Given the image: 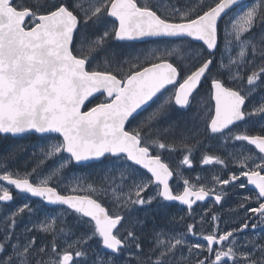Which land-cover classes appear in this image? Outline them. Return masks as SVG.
<instances>
[{
  "label": "snow or ice",
  "instance_id": "obj_1",
  "mask_svg": "<svg viewBox=\"0 0 264 264\" xmlns=\"http://www.w3.org/2000/svg\"><path fill=\"white\" fill-rule=\"evenodd\" d=\"M113 17L118 26L113 22L108 28L109 18ZM100 27L105 29L102 35L88 41L85 48L87 32L82 33L81 28ZM143 38H160L164 43L163 49L147 52L144 61L147 66L132 65L138 70L125 73L118 66L108 70L111 65L105 59V70H89L109 39L134 41ZM194 41L202 42L199 50L191 49ZM221 42L223 48H220ZM218 49L221 57L215 63ZM232 52L236 55L232 56ZM226 55L227 64L223 62ZM190 56L195 63L185 64L184 60ZM147 57L159 62H150ZM170 60H175V64ZM249 68L253 70L247 74ZM221 75L227 76L228 83L238 82L239 86H226L225 80L218 78ZM206 79L210 80L215 110L210 121L205 122L204 131L212 138L247 142L264 154V136L232 133L233 128L247 125L253 117H264V96L258 106L246 110L247 102L258 89L264 88V0L244 4L241 0H214L199 14L194 9L173 8L171 15L161 11L158 3L148 0L142 4L137 0H52L50 5L45 0H32L31 5L0 0V134L17 136L35 132L45 141L38 146L44 159L37 161L32 170L43 176L39 182L30 181L32 173L13 178V174L6 171L0 181L14 186L19 193H29L63 209L54 217L46 214L43 221L31 228L26 225L22 234L27 236L36 230L53 235L51 256L47 260L39 258L46 247H37L35 237L21 243L20 236L12 231L16 217L25 213L31 216L36 209L25 203L7 216L0 209V218L10 225L0 242V264H89L87 251L81 249L92 239L98 240L103 253L95 252L91 264H130L133 257L136 264H192L194 250H198L197 256L205 251L208 253L196 259L195 264H228L229 260L237 264L238 258L244 264H264V244L257 243L254 238L247 241L252 251L239 253V242L235 239L236 234L249 228L264 226V156L259 157L261 162L254 163L252 168L247 167V162L253 158L243 156L238 163L247 170L240 171L239 176L214 177V183L220 186L215 192L214 203L219 204L225 198L224 188L233 182L243 189L245 184L239 181L240 177H246L247 183L258 190L255 196L258 206L246 209V219L239 229L222 234L214 229L212 234L203 236L206 248L200 243L189 246L187 260L175 257L177 252L182 256L187 234L197 235L193 224L186 225V233L169 235L167 239L162 238L166 235L163 230L153 229L154 243L147 258L143 257L142 249L144 233L138 235L135 230L144 222L137 218L130 228L121 232L128 217L120 214V209L130 216L137 206L151 207L158 200L161 207H166V202L178 201L191 209L197 201L214 194V189L204 185L197 188L187 179L183 181V192L174 194L169 183L172 170L159 154L153 155L150 151L154 146L160 150L173 146L159 138L150 140L142 134L145 127L151 129L161 120L169 123L166 128L156 129L158 136L161 132H173L180 127L181 120L185 124L188 119L195 121V116L186 117L185 114L193 107L192 101ZM169 86L173 91L165 96ZM96 93L106 94V101L82 111L85 102ZM150 101L158 102L157 107L138 127L125 130L130 118ZM173 112L179 114L175 120L171 119ZM57 134L62 139H58ZM49 160L52 165L45 173L42 170ZM105 161L103 187L97 189L89 184L88 195H63L58 191L59 184L65 180L75 181L79 186L82 178L76 176L73 169L86 167L89 162ZM182 163L191 165L189 155L184 156ZM202 163L225 165L223 159L208 155L203 157ZM137 166L146 169L151 177L137 178ZM38 169L41 171L37 172ZM116 173H119L120 183H117ZM129 180L132 181L130 185ZM53 181L57 187L51 186ZM150 187H155L156 193L145 198L144 193ZM71 190L76 191L75 188ZM0 192V205L13 200L7 187L0 188ZM96 193L110 196L118 210L110 214L99 202V195L93 198ZM65 213L73 215L75 225H83L88 232L71 243L65 240V248L58 251L57 238L72 233V229L55 226L57 220L65 222ZM218 219L212 216L213 221ZM250 219H258V223L250 224ZM225 244L228 245L226 249ZM6 245L11 249L7 256ZM214 245L220 247L214 248ZM133 249L139 250L140 255H135ZM125 252L129 256L121 261Z\"/></svg>",
  "mask_w": 264,
  "mask_h": 264
},
{
  "label": "rangeland",
  "instance_id": "obj_2",
  "mask_svg": "<svg viewBox=\"0 0 264 264\" xmlns=\"http://www.w3.org/2000/svg\"><path fill=\"white\" fill-rule=\"evenodd\" d=\"M159 1L161 3H163L164 12H166L169 15L172 14L173 8L180 9L181 11H185L188 9H194L195 12L197 14H199L200 11L206 10L207 6H210L211 4L214 3V0H159ZM252 2H257V0L252 1ZM225 19H227V17H225ZM223 26H224V21L222 20L221 21V28H223ZM107 27L111 28L110 25H107ZM104 30L105 29L103 27H100L99 29H92V28L83 29L82 28L81 29L82 33L87 32V36H86L85 44H84L85 48H87V46H88L87 38L90 37V38H92V40H94L96 37L102 35V32ZM89 41H91V40H89ZM115 41H117V40L109 39L107 41L106 46H105L106 47L105 50L108 48V46L113 45ZM77 42H79V37L77 38ZM200 45H201V43L193 42L191 44V49L192 50H199ZM163 47H164V43L161 39L151 40V41H147V42H143V43H136V44H132V42H127V45H125V48L123 49L124 52L121 53V56H119V58L121 57V58H123L122 60L129 61V63H131V65H141L142 64L143 66H146L147 64L144 63V61L146 59L147 52L149 50H153V49H157V48L163 49ZM220 48H223V42H221ZM157 55H159V53H157ZM231 55L235 56L236 53L232 52ZM193 56H194V53H193ZM206 56H207V53L205 52V57ZM137 57H139V59H137ZM220 57H221V51H220V49H218L216 51V62L215 63H218L220 61ZM147 59L150 62H158V60H155L151 57H147ZM170 62H173L175 64V60H170ZM223 62L225 64L228 63L227 55L225 56ZM184 63L185 64H193V63H195V61L192 58V56H190L184 60ZM256 63L259 64L260 61L257 60ZM196 66H198V64H196ZM252 70H253L252 68H249L247 70V74H250ZM213 71L215 72V67L213 68ZM242 73H243V70H242ZM221 77L223 79H225L226 85H230L232 87L239 86L238 82L237 83H228L226 75H221ZM246 80H247V75L245 74L244 75V83L245 84H246ZM181 81H182V79H181ZM176 87H177V85H176ZM171 91H173V89L170 87L168 92H165V96H167ZM255 94L257 95V96L254 95L255 99L260 100L261 96H264V88L258 89ZM212 102L213 101L211 98L209 88L200 87L199 92L196 95V98L192 101L193 107L189 110L188 113L185 114L186 117L195 116L196 119H195V121H193L192 119H188L187 122H188V125L190 124L189 126H185L183 124L181 125L182 128L184 126L186 129H188V130L190 129L189 131L193 132V134H188V137H186L181 142L178 141L175 144L176 146L172 145L173 147L171 149L166 148V149L160 150L154 146L155 150L157 151L156 153L159 155H162L164 153V158H166V160H168V161H173L170 158L173 156L171 154V152H175V150H178V152L180 154L178 162L180 165L179 171L181 172V175H186L187 171H188V173L192 171L194 174L200 173V170H197L194 167L195 165L198 164L195 162V158L199 157V159H202L205 156L204 153H206V155H208V156L219 157L214 153V152H218L217 150H212L213 152H194V151H196L195 148H200V146L194 147L199 142V137H198L197 141H195L193 139L194 138L193 136L197 135L196 133L200 130V128L203 129V126H204L203 122L207 117V115H206L207 107L210 106ZM157 103L158 102H153L147 109H145L143 111V113H144L143 119H146L149 116V114L157 107ZM178 115L179 114L173 112L171 119H173V120L177 119ZM181 121L184 122L183 120H181ZM168 123H169L168 120H161L158 124H153V126H155V127H158V126L160 127V126H164V125L168 126ZM190 126H191V128H190ZM177 130H180L181 133H183V131H184L183 129H181V127H178ZM175 132H176V129L174 131V134H175ZM194 132H195V134H194ZM189 135H193V136H189ZM40 137L41 138L33 139L30 136L25 135V136L17 137V138H14V137H12V138H0V176H2L5 171L13 174V177H19V178H23L25 176V174L32 173L29 176L30 181L33 183L39 182V180L42 179L43 176L38 175L37 173H33L32 170L34 168H36L37 161L44 159V157L41 153L40 147H38V146L44 145L45 141L42 138V136H40ZM190 142H193V143L190 144ZM233 142H235V140ZM222 143L224 145L228 144V142H226V141H222ZM166 145H169V144H166ZM209 147L210 146H208L207 148H209ZM189 149H191V151H189ZM229 149H230L229 147H225L223 150H224V152H230ZM185 155H189V158L192 162V167H189L188 165H184L182 163ZM232 155H233V152H230L229 156H227V157L222 156L219 158L223 159L225 161V164H226V162H228V159H230L232 157ZM106 164H107V161H105L104 163L89 164L88 166L83 167L79 170L73 169V172L75 173V175L82 178L81 182L79 183V186H77V183L75 181L65 180L59 184L58 190L61 193L65 192V193H76V194L87 195V194H90L89 189H88L89 184H91L94 188H97V189L103 187L105 184L104 177L106 175V173H105ZM51 165H52V161L49 160L48 163L45 164L42 171L46 173L48 171V168L51 167ZM209 170H210L209 175H210V181L211 182H214V177L219 176L221 178L223 175H225L223 168H221L219 164L212 165ZM40 171H41L40 169L37 170V172H40ZM140 173L141 172L138 169L137 177L140 176ZM181 175H180V177H181ZM230 175L231 174H227L224 179H228L230 177ZM116 176H117V183H120V181L118 179L119 173H116ZM144 176H145V174H144ZM185 179L188 180V178L183 177L182 182H181L182 184H184L183 181ZM131 183H132V181L129 180L128 185H130ZM51 186L57 187L56 182L53 181ZM2 187H7L9 189V185L6 184L5 181H0V188H2ZM73 188H75L76 191H72L71 189H73ZM124 190H125V192L128 190L127 185L125 186ZM145 193L147 194L146 195V198H147L149 196L155 195L156 191L154 188L150 187ZM0 194H2V192H0ZM98 195H99V193L93 194V197L97 198ZM99 201H101L105 206L107 204H109V207H113V209H112L113 212H116L118 210L117 206L114 205V202L112 201L110 196L99 195ZM25 203H29L34 209H36V211L31 216H29L27 213H25V214H23L22 217H16V224H15L14 228L12 229V231L20 236V240H22L21 243H23V241L25 239H31L32 237H35L36 242H37L38 241L37 237H41L42 235L45 234V232L33 230V231H30L27 234V236H24V235L21 236L23 234L25 226L27 225L29 228H31L33 224L39 223L40 221H43L45 219L46 214L50 217H54L55 215L61 213L63 210H55V211L50 210L49 207L45 206V204L40 203L39 201H37V202L32 201V204H31L28 199H26L25 197L20 196V195H16L15 197H13V200L11 202L0 205V209H2L3 214L5 216H7L12 211H15L18 208L22 207ZM210 207L212 208L213 206L210 205ZM157 208L159 209V211ZM214 209H216L217 212L214 213V211H213L212 213L209 214L210 222H212L213 227H216L217 225H219L221 218H228V220L225 223L226 226H222V229L225 230L227 228H230L231 226H229V225L227 226V223L234 222V220L237 218V213H238L237 203L233 202V201H228L227 203L224 204L223 208H214ZM119 211H120V214L128 217V220L126 221L124 227L121 228V232H124L126 228H130L131 224L137 218L144 222L142 227L137 226L135 229L138 235L141 233H144L143 240H145V241H144V243H142L143 257L144 258H147L150 249L153 247V243H154L153 236H152L153 229H155L156 231L163 230L166 233V235L164 237H162L164 239H167L169 235H175V234L179 233L175 230V228H177V226H180L179 221H176V219L173 217L168 222L157 223L155 213H162V215H164L165 213L170 211L169 206L161 207L159 201L154 202L151 205V207L137 206L135 209H133L131 211L130 216H129L128 212L124 209H120ZM64 215L66 217L65 221H67V218H68V216H66L67 213H65ZM213 215L218 216L219 219L216 221H213L212 220ZM58 222H59V220H57V223ZM0 226H1L0 227V242H2L5 231L10 225L5 224L3 219L0 218ZM214 229L215 228L211 229V234L213 233ZM185 231H187L186 230V224H185ZM85 232H88V229L86 227H84L83 225H81V234L85 233ZM187 236L190 237L192 235L187 234ZM64 238H67V237H64ZM235 239L239 242V253L246 252V251H244L245 249L248 252L252 251L251 246L247 242L245 243L246 238L244 236H242V234L237 235L235 237ZM60 240H62V239L59 237V241ZM259 240H260V238L256 237L257 243L259 242ZM259 243L262 244V242H259ZM81 250L87 251L88 258H90V264H91V260L94 258L95 252L103 253V249H102L101 245L98 243L97 239H92V240L88 241L86 247L82 248ZM132 251L135 255H137V256L140 255L139 250L133 249ZM196 252L197 251L194 250L193 254L191 255V261H196V259H198L199 256H197L195 254ZM239 253H238V257H239ZM45 255H46V257L44 258V260H47L51 256V253H50V255H47V254H45ZM256 255L258 257L259 253L257 252ZM128 256H129V253L125 252L120 257V260L123 261L125 259V257H128ZM188 257H189V252H188V248H186V245H185V247L183 249L182 256H181L180 252H177L175 259L180 260L183 258V259L187 260ZM130 264H136L135 257H133L130 260ZM228 264H233V262L231 260H229ZM237 264H244V261L242 259L238 258Z\"/></svg>",
  "mask_w": 264,
  "mask_h": 264
},
{
  "label": "flooded vegetation",
  "instance_id": "obj_3",
  "mask_svg": "<svg viewBox=\"0 0 264 264\" xmlns=\"http://www.w3.org/2000/svg\"><path fill=\"white\" fill-rule=\"evenodd\" d=\"M252 1H255V0H246L241 4H244L246 2L251 3ZM16 2L17 3H23L25 5H31L32 0H16ZM45 2L50 5L52 3V0H45ZM137 2H138V4H142V3H144V0H137ZM148 2L153 3V4L158 3L160 8H161V11L163 10V3H161L159 0H148ZM113 22H115L116 26H118V22L114 18H109L108 25H110V27H112ZM87 40L88 41L92 40V38L89 37V38H87ZM226 86L232 87L230 85H226ZM235 87H238V86H235ZM209 91L211 94L210 87H209ZM255 96H257V95L255 94ZM211 98H212V94H211ZM260 102L261 101L256 100L254 95H253L252 99L247 102V109L246 110L251 111L252 107L254 105L258 106ZM212 103L210 106L207 107V112H206L207 117L203 122L204 126H205L206 121H210V116L213 115V113H214V105ZM96 104H98V103H96ZM204 126H203V129L200 128V130L198 131L199 142L196 144V146H194V147L200 146V148H195L196 151H194V152H213L212 150H217L218 152H214V153L219 157H222V156L227 157L230 155V152H233V155L230 159H228V162H226L225 165H220V167L223 168V170L225 172V175H223L221 177V179H224L227 174H231V175L236 174L239 176L240 171L247 170L245 168H242L240 166V164L238 163V161L243 156H251L253 158L252 160H249L247 162L248 168H252L254 163L258 164L261 162L259 157L264 156V154L259 153V150L256 149L255 146L250 145L247 142H240V141L233 142L234 140L231 138L226 140V142H228V144L224 145L222 143V141H224V140H222V138L210 137L204 131ZM232 133L233 134L246 133L247 135H250V136H257V135L264 136V117H253L252 120H250L247 123V125L240 124L238 127L233 128ZM173 146H176V145L174 144ZM208 146H210V147L207 148ZM225 147H229L230 152H224L223 149ZM156 154H157L156 152L153 153V155H156ZM171 154L174 156V157L173 156L170 157L171 160H173V161L166 160V158H164V153L160 156H161L162 161L165 162L166 164H168L170 170H172V172H173V176H172V179L170 181V186H171L174 194H179V193L183 192V189L185 186L184 184L181 183L183 177L188 178L191 185H195L197 188L201 185H204L208 189H214L213 195H215V192L220 190V186L218 184H215L214 182L210 181V175H209L210 170L209 169L215 163L210 164V165H205L202 163L203 158L199 159V157H197V158H195V162L198 164L195 165L194 167L197 170H200V173L194 174L192 171L189 173L187 171L186 175H181V172L179 171L180 165L178 162L180 154H179L178 150H175V152H171ZM204 154L206 155V153H204ZM97 163H99V162H97ZM188 166L192 167V163H191V165H188ZM140 172H141L140 176H142V175L144 176L145 173L142 171H140ZM180 175H181V177H180ZM239 182L244 183L245 187L243 189L239 188L237 182H233L231 185L225 186L224 191L226 192V196L224 199H222V201L219 204L214 203L215 198H213V197H210V198L206 199L205 201H197L192 206L191 209H189L186 206H183L179 203L166 202L167 206L170 207V211H168L171 214L170 219L173 217L176 219V221H179L180 226H177V228H175V230L177 232L186 233L185 224L186 225L193 224L195 226V231H196L197 235H192L190 237H188V236L186 237V248H188L189 246L195 245L196 243H200V244L204 245L206 248L207 245H206V241L203 239V236L211 234L212 228H215L217 230V234H222L223 232L231 231L233 229H239V227L243 223L244 219H246V215H245L246 209L258 206V203L255 200V196H256V193L258 190L255 189V187L250 186L247 183L246 177H240ZM152 188H154L156 191L155 187H152ZM9 191L11 192L13 197H15L16 195L23 196L26 199H28L31 204H32V201L33 202L39 201L40 203L44 204V202L42 200L34 199L30 196L22 195L18 192H15L13 187L10 185H9ZM63 194H66V193L64 192ZM146 195L147 194L144 193L145 198H146ZM245 197H247L249 199L245 200L244 199ZM228 201H233V202L237 203V205H238L237 218L234 220V222L227 223V226L229 225L231 227L227 228L225 230L222 229V226H226L225 223L228 220V218H221L219 225H217L216 227H213L212 222H210L209 214L212 213L213 211H214V213H216L217 210L214 208H223L224 204L227 203ZM242 204H243V207L241 206ZM210 205H212L213 207L211 208ZM105 207L107 209H109L110 214L115 213L112 210L113 207H109V204H107ZM50 210L55 211V210H63V209L61 207H52V208H50ZM158 211H159V209H158ZM155 215H156L157 223L163 222L161 219L163 217L162 213H155ZM66 216H68L67 221H65L64 223H61L60 221L58 223L56 222L55 226L57 229H60L61 227L72 229V233L69 234L67 236V238H64L65 236L60 235L59 237L62 239L60 241H59V237L57 238L56 242L59 245V247L57 249L58 251H62L65 248V240L67 241V243H71L72 241H75L78 237L81 236V225H79V226L75 225V223H74L75 217L73 215L67 213ZM202 217H203V222H201ZM168 221H166V222H168ZM249 223L250 224L251 223H258V219H250ZM201 233H202V235H201ZM47 234H49L51 236L48 243L37 244V247H46L45 253H43V255L40 257L42 259H44L46 257L45 254L50 255V253H51V242L53 240V235L51 233H47ZM239 234H242V236H244L246 238V241H245V243H246L248 240H252L254 238L256 239V237L260 238L261 236H264V226H260L254 230L249 228L242 233L236 234V236ZM259 242H262V244H264V239H260ZM227 246H228L227 244L224 245L225 248H227ZM219 247H220L219 245H214V248H219ZM196 251L198 252V250H196ZM244 251L248 252L246 249ZM207 255H208V253L205 251L203 253V255L199 256L198 258L202 259L204 256H207ZM195 262L196 261H192V264H195Z\"/></svg>",
  "mask_w": 264,
  "mask_h": 264
},
{
  "label": "trees",
  "instance_id": "obj_4",
  "mask_svg": "<svg viewBox=\"0 0 264 264\" xmlns=\"http://www.w3.org/2000/svg\"><path fill=\"white\" fill-rule=\"evenodd\" d=\"M132 44H136V42H132ZM125 45H127V42H117L115 41L113 45H110L108 46V48L105 50V51H102L100 52V54L97 56L96 60L93 61L92 65L90 66V69L89 70H100V71H103L105 70V64H104V60L107 59L109 64L111 65V68H109L108 70H112V69H115L117 68V66L125 73L131 71V70H138V69H133L132 68V65L131 63H129V61L127 60H122L123 58H119V56H121V53L124 52V48H125ZM112 53H115V55L113 56ZM119 59V60H118ZM122 62V63H121ZM218 78H221L223 79L221 76L218 77ZM225 80V79H223ZM226 83V81H225ZM201 87H206V88H209L210 87V80H204L203 83L201 84ZM103 101H106V98L104 95H99L97 97H95L94 99H92L87 105H86V108H89L91 107L92 105L96 104V103H99V102H103ZM143 111L137 115L134 116V118H132L127 126H126V129L128 131L132 130L133 128H136L140 125L141 121H144L145 119H143ZM185 125V126H189L188 125V122L185 124V122H182L180 121V127L181 129H183V135H181V132L180 130H177L176 129V132L174 134V131L173 132H169V133H163L161 132L158 136L157 132H156V129H163V128H166L167 126L164 125V126H158V127H155L152 125L151 129L145 127L144 130H143V133L144 135L148 136V138L150 140H154V139H157L159 138L161 140V142H164L166 144H169V145H174L176 144L178 141H182L184 140L186 137H188V134H193V132H190L188 129H186L184 126L182 128L181 125ZM191 128V126H190ZM194 129V128H193ZM196 131V130H195ZM195 134V132H194ZM25 136V135H23ZM27 136H30L31 138L33 139H37V138H41L40 136L36 135V134H27ZM189 136H193V135H189ZM22 137V136H21ZM154 137V138H153ZM156 137V138H155ZM194 140L197 141L198 139V135L196 136H193ZM0 138H12L11 136L9 135H6V136H2L0 135ZM58 139H61L59 136H57ZM169 142V143H168ZM193 143V142H190V144ZM151 152L152 153H155L157 152L155 150L154 147L150 148ZM94 164V163H92ZM82 167H77L75 169H81ZM139 169V168H138ZM142 172L145 173V176L146 177H149L150 178V175L143 171V170H140ZM155 213V212H154ZM170 217H171V214L168 212V213H165L163 215V217L161 218L163 222H166L168 220H170ZM1 227V226H0ZM23 236V235H21ZM51 236L47 233H45L44 235H42L41 237H37L38 241H37V244H42V243H48V241L50 240ZM22 241V240H21ZM145 240H142V243H144ZM16 240L15 238L13 239V243H15ZM6 248H8V246L6 245ZM11 249L8 248V251L5 252V256L8 255V253H10ZM89 260V264H90V258H88Z\"/></svg>",
  "mask_w": 264,
  "mask_h": 264
},
{
  "label": "water",
  "instance_id": "obj_5",
  "mask_svg": "<svg viewBox=\"0 0 264 264\" xmlns=\"http://www.w3.org/2000/svg\"><path fill=\"white\" fill-rule=\"evenodd\" d=\"M244 1H246V0H241V3H243ZM114 18V17H113ZM115 19V18H114ZM116 20V19H115ZM118 22V21H117ZM153 39H160V38H143V39H140V40H134V41H119V42H145V41H149V40H153ZM194 42H196V41H194ZM198 43H202V42H198ZM159 62V61H158ZM147 66V65H146ZM119 78V77H118ZM204 81V80H203ZM203 81H202V83H203ZM182 82V81H181ZM201 83V84H202ZM171 86H169V88H170ZM177 87H178V84H177ZM100 94L99 93H96V94H93V97H90L89 98V100L88 101H86L85 102V105L82 107V111H87V110H89L91 107H94L95 105H93V106H91V107H89V108H86V105L92 100V99H94L95 97H97V96H99ZM159 95V94H158ZM104 96H105V98H106V94H104ZM154 101H155V98H154ZM212 101H213V105H214V110H215V100H214V98H212ZM153 102H149V104H147V105H144V106H142V108L141 109H139V110H137V113H135L134 114V116L135 115H137V114H139V113H141L142 111H144L145 109H147L151 104H152ZM213 115H214V113H213ZM132 118H130V120H131ZM129 120V121H130ZM128 124V123H127ZM127 124H126V126H127ZM125 130H127V129H125ZM27 134H36V135H38V136H41L40 134H37V133H35V132H28V133H23V134H19V135H17V136H12V135H10V136H12V137H20V136H23V135H27ZM0 135H2V134H0ZM57 136H59L58 134H57ZM60 137V136H59ZM61 139H62V137H60ZM89 163H94V162H89ZM88 163V164H89ZM165 163V162H164ZM138 168H140V169H142V170H144V171H146L147 172V170L146 169H143L142 167H140V166H137ZM148 173V172H147ZM150 176H151V174L150 173H148ZM13 178H19V177H13ZM171 179H172V177L170 178V181H171ZM170 181H169V183H170ZM5 183L6 184H8L6 181H5ZM9 185V184H8ZM250 185V184H249ZM11 186V185H10ZM250 186H253V187H255L254 185H250ZM13 187V189H14V191L15 192H18V190H16L15 188H14V186H12ZM171 187V186H170ZM59 191V190H58ZM19 193V192H18ZM20 194H23V195H27V196H30V197H32L31 196V194H29V193H20ZM61 194H63V193H61ZM69 194H72V195H83V194H76V193H67V194H63V195H69ZM210 197H213V198H215V195H212V196H210ZM210 197H206L205 198V200L206 199H208V198H210ZM32 198H34V199H39V200H42L41 198H37V197H32ZM94 198V197H93ZM204 200V201H205ZM43 201V200H42ZM44 203H45V205L47 206V207H50V208H52V207H59V206H54V205H49V204H47V202L46 201H43ZM100 202V201H99ZM169 203H179V204H181L180 202H178V201H172V202H169ZM103 205V204H102ZM181 205H183V204H181ZM104 206V205H103ZM183 206H186L187 207V205H183ZM66 207V206H65ZM105 207V206H104ZM188 208V207H187ZM119 227V226H118Z\"/></svg>",
  "mask_w": 264,
  "mask_h": 264
},
{
  "label": "bare ground",
  "instance_id": "obj_6",
  "mask_svg": "<svg viewBox=\"0 0 264 264\" xmlns=\"http://www.w3.org/2000/svg\"><path fill=\"white\" fill-rule=\"evenodd\" d=\"M106 48V47H105ZM154 138V137H153ZM156 138V137H155ZM169 143V142H168ZM171 149V148H170ZM88 195V194H87Z\"/></svg>",
  "mask_w": 264,
  "mask_h": 264
}]
</instances>
